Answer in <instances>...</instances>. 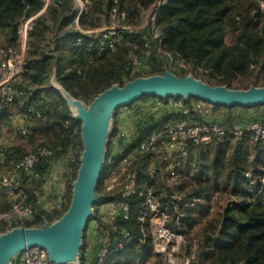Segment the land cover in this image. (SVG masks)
I'll return each mask as SVG.
<instances>
[{
    "label": "trees",
    "instance_id": "16d2710c",
    "mask_svg": "<svg viewBox=\"0 0 264 264\" xmlns=\"http://www.w3.org/2000/svg\"><path fill=\"white\" fill-rule=\"evenodd\" d=\"M83 1L89 3V9L79 16L78 23L76 0H55L33 20L28 34L25 69L16 81V87L23 90V95L0 109L1 128L3 123L14 124L23 139L33 136L37 139V134L44 132V136L39 135L38 138L41 142L32 149L26 143L2 144L7 146V151L6 162L1 169L18 173L26 190L27 202L34 208L33 218L24 224L26 227H41L65 214L80 167L82 123L76 118L63 92L51 84L53 77L72 98L90 104L113 85H124L136 77L160 74L167 69L180 76H186L190 71L207 83L234 89L248 88L235 85L238 78L248 79L255 74L252 78L255 82L264 75V20L261 19L264 10L259 0H249V8L239 7L237 0H168L158 14V27L163 33L161 42L153 38L149 28L125 32L113 53L100 52L96 48L94 33L83 31L96 28L104 14L110 22L112 0ZM155 1L123 0L122 6L128 12L129 21H133L134 17L141 18L142 10ZM42 7V0H0V50L18 46L20 24L40 12ZM228 28L234 33L230 40L227 38ZM159 45L163 51H159ZM148 48L151 54L146 57ZM164 51L181 56L189 67H177ZM132 54L140 56L139 66L132 65ZM171 98L174 97L144 95L115 111L96 188L97 196L104 195L102 185L110 168L108 157L111 154L116 163L121 152H128L152 130L167 121L181 118L180 109L170 105ZM176 99L183 100L187 105L202 101L195 98ZM33 103L42 112V118L27 116V108ZM208 104L211 105L210 122L224 126L235 122H264V105L228 107ZM11 107L17 109L16 113H12ZM119 110L123 113L122 117L118 116ZM15 116H19L21 123L18 120L13 123L11 118ZM32 121L38 123L33 130L28 127ZM21 127L28 129L27 136L22 135ZM122 131L126 136H121ZM43 138L46 141H42ZM114 138H117L115 145L112 144ZM39 146L51 148L54 155L40 160L31 173L17 171L16 161ZM68 152L69 173L66 174L64 207L60 210L44 209L38 200L44 195V185L50 177L53 163L61 154ZM151 157L152 154L142 155L136 163L140 180L148 184L154 179L149 172ZM193 158L198 169L191 179V190L182 184L181 188L187 191L189 197L205 198V206L210 209L224 186L226 202L218 220L210 224L203 241L198 239L199 250L192 264H205V261L207 264H264V141L255 140L251 134L242 138L231 134L224 137L213 135L206 144L190 143L186 160L189 163ZM189 166L192 168L191 164ZM35 172L39 175L36 176ZM118 196L116 192L107 193L104 199L94 204L95 216L90 220L94 226H88L84 233L79 264H94L96 252L105 238L114 246L127 229L141 236L137 212L142 203L137 196L130 199L129 219L118 218L114 225L106 221L103 204ZM10 208L9 202L0 206V210ZM192 210L188 211L186 224L190 222ZM8 230L2 227L0 234ZM188 238L193 239L189 235ZM152 252L149 243L134 240L126 247L115 250L107 264L143 263ZM51 264L57 263L51 261Z\"/></svg>",
    "mask_w": 264,
    "mask_h": 264
},
{
    "label": "built area",
    "instance_id": "2783aa9c",
    "mask_svg": "<svg viewBox=\"0 0 264 264\" xmlns=\"http://www.w3.org/2000/svg\"><path fill=\"white\" fill-rule=\"evenodd\" d=\"M81 6L76 17L85 11L87 1L79 0ZM123 0H112L110 8V22L100 30H83L86 33L97 31L96 48L100 52H115L123 39L125 32H133L149 28L154 39L162 41L163 33L158 27V14L161 6L168 0H156L149 7L142 10L141 17L147 15V20L141 23L139 29L132 25L128 19V12L122 6ZM44 11L55 0H42ZM259 5L264 10V0H259ZM35 16L24 19L19 27L18 46L5 47L0 50V109L6 103H12L16 98L23 95V90L16 87V81L25 69V58L28 44V34ZM148 45V44H147ZM159 51H163L159 45ZM167 58L179 68H188L189 63L179 55L164 51ZM151 54V49L146 50V57ZM141 58L138 54H132V65L139 66ZM170 105L180 109L181 118L165 122L152 130L145 138L140 140L135 147L125 153L121 152L115 163L114 155L108 157L110 168L103 181V193L100 200L107 193H117L119 196L103 204L105 219L110 225H114L118 218L129 219L131 216L130 199L137 196L141 199L142 206L137 212L139 230L141 236L131 230H125L123 237L114 246L105 238L96 252L94 264H107L111 254L115 250L126 247L134 240L142 244L149 243L155 253L161 259L162 264H192L199 250L198 239H189L187 234L186 219L188 211L196 209L205 198L189 197L187 191L181 188L180 170L184 166L190 153V143L202 145L211 141L213 135L224 137L227 134L242 138L251 134L255 140L264 141V122L253 121L247 124L233 123L224 126L218 122H210L211 105L202 101H194L187 105L183 100L171 98ZM121 110L118 116L122 117ZM29 118H42V112L33 103L27 108ZM22 135L27 136L29 131L26 127L19 128ZM121 136H126L122 131ZM3 129L0 127V137ZM117 138L112 139L116 144ZM7 146L0 143V192H3L5 202L11 203L8 210H0V230L7 227L9 230L24 226L26 221L31 220L34 208L27 202L25 187L18 173L3 170L1 167L6 162ZM146 154L157 156L166 166V174L163 176V187L156 189L152 185L143 184L136 170L139 157ZM54 155L51 148L39 146L36 150L22 156L15 163L17 171L32 172L35 165L42 159H50ZM151 176H157V168L151 166ZM249 175L248 172H246ZM38 176L39 173L35 172ZM254 181H252L253 183ZM0 200H3L0 197ZM41 201V198L38 200ZM65 200L56 203V209L64 207ZM212 210L213 207H210ZM21 264H51L46 248L31 246L20 252Z\"/></svg>",
    "mask_w": 264,
    "mask_h": 264
},
{
    "label": "water",
    "instance_id": "95a60500",
    "mask_svg": "<svg viewBox=\"0 0 264 264\" xmlns=\"http://www.w3.org/2000/svg\"><path fill=\"white\" fill-rule=\"evenodd\" d=\"M68 104L81 121L83 151L80 167L73 183L70 206L53 223L41 227H14L0 234V264H12L13 258L31 246L46 248L49 259L57 264H79V252L84 233L94 218V204L100 201L96 194L103 164L105 146L114 112L144 95L159 97L195 98L214 105L228 107H256L264 105V86L234 89L212 85L193 75L180 76L172 71L136 77L124 85H113L100 93L88 105L72 98L62 87Z\"/></svg>",
    "mask_w": 264,
    "mask_h": 264
},
{
    "label": "rangeland",
    "instance_id": "374dc122",
    "mask_svg": "<svg viewBox=\"0 0 264 264\" xmlns=\"http://www.w3.org/2000/svg\"><path fill=\"white\" fill-rule=\"evenodd\" d=\"M101 1H104V0H101ZM129 4V1L128 3ZM237 5L239 7H250L251 5V1L249 0H237ZM77 6L78 8L80 9V6H81V2H77ZM89 9V3L86 2V5H85V11ZM261 19L264 20V14L261 16ZM133 21L132 22V25L136 26L137 29H139V27L141 26V23H144L146 22L147 20V15H143L141 18H137V17H134L132 19ZM108 20H107V17L106 15H102V18L100 20V24L94 28L96 30H100L101 28L105 27L106 25H108ZM94 36L96 38L97 36V31L94 32ZM234 37V33L232 31H230V29L228 28V34H227V38L228 40H230V38ZM165 71H171L170 69H167ZM163 71V73L165 72ZM188 73V72H187ZM162 74V73H160ZM188 75H194V73L190 72L189 71V74ZM255 77V74L253 75L252 78ZM252 78H238L235 82V85L237 86H242V87H247L250 88L251 86H261L263 87L264 86V75H262L261 78L257 79V81L253 82L252 81ZM51 84L56 88V89H59V87H62L57 81H56V77H53L52 80H51ZM247 89V88H246ZM65 98V97H64ZM79 100L80 102H82L84 104V106H88L89 104H85L82 100L80 99H77ZM193 100V98H192ZM91 103V102H90ZM124 107V106H122ZM121 108V107H120ZM119 109V108H118ZM117 109V110H118ZM11 111L12 113H16L17 109L14 108V107H11ZM115 113V112H114ZM76 115V114H75ZM38 123H36L35 121H32V122H29L28 123V127L33 130L35 128V126L37 125ZM2 129L4 130V134H5V138L11 143V144H15V145H19L21 143H23L25 145V143L31 147V149L34 147V145H37L39 144L41 141L40 139L38 140L39 138V135L40 136H44V132H40L41 134H37V139L33 136V137H30L28 139H23V137H21L17 130L15 129L14 127V124H2ZM27 140V141H25ZM46 139H42V141ZM82 151H83V146H82ZM81 151V153H82ZM188 160H186V162L184 163V169L181 171V175H180V183L186 187L187 189L191 190V187H192V182H191V179L192 177L195 175V173H197V163L195 162L194 158L191 162H187ZM191 164V167L190 168V165ZM149 166H153V167H156L157 168V176H155V178L152 180V182L150 184H148V182H144L143 181V184L145 185H152L154 186L155 188H162L163 187V176L166 174V166L164 163L161 162V160L157 157V156H152L149 160ZM224 186H222L221 188L223 189L221 195L218 197L217 200L213 201L212 205H213V209L210 210V209H207V207L205 205H207L206 201L202 202V204L199 206V208L197 209H194L192 211H190V217H189V221H187V232H188V235L190 236V238H196V239H199L201 241H203L204 239V236L206 235V232L209 230L210 228V224H214L221 212H222V209H223V206L225 205V202H226V192L224 191ZM117 193L119 194L121 192V188L117 189ZM116 193V194H117ZM189 223H191V226L189 225ZM205 264H207L208 262L205 261L204 262ZM136 264H162V259L161 257L155 253L154 251L152 252V254H149L148 255V258L143 261V263H141L140 261H136Z\"/></svg>",
    "mask_w": 264,
    "mask_h": 264
},
{
    "label": "crops",
    "instance_id": "0c3cea01",
    "mask_svg": "<svg viewBox=\"0 0 264 264\" xmlns=\"http://www.w3.org/2000/svg\"><path fill=\"white\" fill-rule=\"evenodd\" d=\"M79 2V0H76ZM42 11L38 12L37 14L33 15L35 18L41 13ZM34 18V19H35ZM13 120V123L18 122L21 123V119L19 116H15ZM0 143L9 145L11 144L6 138L3 130V135L0 137ZM70 159V152L61 154L53 163L50 177L47 179V182L44 185V195L41 197L40 205L47 210L56 209V203L60 200H63L64 195L66 193V182H67V176L66 174L69 173L68 163ZM0 197L3 198V200H0V206L3 204H6L5 197L2 192H0ZM65 200V198H64ZM89 228L94 226V222L91 221L88 224ZM20 254V253H19ZM19 254H17L12 261V264H21Z\"/></svg>",
    "mask_w": 264,
    "mask_h": 264
}]
</instances>
